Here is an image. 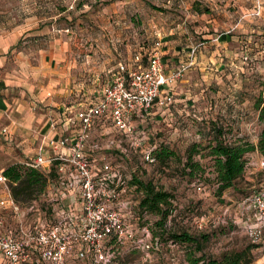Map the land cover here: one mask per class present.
<instances>
[{"label": "rangeland", "instance_id": "rangeland-1", "mask_svg": "<svg viewBox=\"0 0 264 264\" xmlns=\"http://www.w3.org/2000/svg\"><path fill=\"white\" fill-rule=\"evenodd\" d=\"M205 8L208 12L199 13ZM33 16L35 25L55 27L47 40L67 44L56 57L54 75L65 79L62 102L66 104L106 84L109 71L120 60L139 67L157 52L176 57L167 60L168 70L179 62L188 65L171 90L173 104L155 113L146 126L150 143L173 151L168 161L148 162L118 133L100 135L99 128L94 132L98 143L107 136L123 141L127 157L118 163L126 180L119 196L128 206L124 216L138 228L147 226L151 238L161 243L159 251L148 256L124 247L111 264H189L190 256L219 259L230 253L241 254V264H264V239L253 241L245 234L252 213L241 203L253 191L264 189V158L255 150L246 153L242 174L233 187L216 194L205 149L212 124L221 126L225 141L243 137L256 142L260 125L253 101L260 90L259 78L264 76V0H0V35L13 32ZM219 33L223 34L217 41H224V47H216L217 41L210 39ZM33 38H23L16 49ZM176 46L179 54L174 53ZM31 50L34 63L35 49ZM136 54L141 59L138 64L132 61ZM2 143L0 138V147ZM101 152L114 159L117 151ZM189 154L204 168L201 175H187L184 162ZM133 175L171 194L172 212L163 232L156 225L157 214L140 211L142 191L131 184ZM45 199L40 194L20 205L25 208L34 201L44 211ZM6 214L9 231L17 221L10 212ZM182 232L197 238L205 235L201 250L173 244L170 235ZM69 263L94 264L89 255Z\"/></svg>", "mask_w": 264, "mask_h": 264}, {"label": "built area", "instance_id": "built-area-1", "mask_svg": "<svg viewBox=\"0 0 264 264\" xmlns=\"http://www.w3.org/2000/svg\"><path fill=\"white\" fill-rule=\"evenodd\" d=\"M187 68L180 62L166 69L157 52L142 67L130 68L119 62L99 98L80 105L69 119V124H77L74 136L49 140L53 155L44 158L40 153L26 163L46 175L53 169L54 175L48 177L41 193L46 197L45 209L51 210L52 224L45 217L46 211H40L34 201L25 208L15 201L9 180L0 172V190L4 194L0 206H8L17 218L15 227L7 231L5 214L0 212V264H70L88 255L94 264H111L115 253L124 247L145 256L159 251V240L151 238L149 228L136 227L123 213L128 208L119 200L126 185L118 163L127 157L123 141L107 136L98 143L91 142V138L94 129L105 124L130 142V147L138 148L143 159L153 162L146 126L155 113L173 104L169 87L184 76ZM101 150L117 152L112 159ZM91 152L98 155L94 157ZM241 203L252 213L245 234L253 241L264 239V189ZM37 212V217L32 218Z\"/></svg>", "mask_w": 264, "mask_h": 264}, {"label": "crops", "instance_id": "crops-1", "mask_svg": "<svg viewBox=\"0 0 264 264\" xmlns=\"http://www.w3.org/2000/svg\"><path fill=\"white\" fill-rule=\"evenodd\" d=\"M35 19L36 16L30 17L24 24L17 26L13 32L0 35V138L3 142L0 147V172L11 164H26L40 153L44 158L53 155L49 140L64 135L73 137L77 130V124H69V119L74 117L75 111L80 105L97 100L105 86L104 84L94 88L91 95L83 94L71 104L62 102V98L66 95L65 79L55 78L54 75L57 67L56 57L60 56L59 51L64 50L67 44L61 43L57 39L47 40L49 34L55 33V27L51 24L35 25L33 21ZM39 21H41V17H39ZM222 34L219 33L211 37V41H217ZM29 36L34 38L22 42V48L16 49L17 45L20 48V41ZM41 36L44 37L40 38ZM223 42L219 40L215 46L224 47ZM178 48L180 49L176 46L175 51ZM31 49H35L36 62L34 63L30 59ZM184 49L181 48V51ZM179 52L178 50L174 53L179 54ZM136 56L139 57V61H136ZM161 59L168 69L167 60H176V57L161 56ZM132 61L140 63L139 54H136ZM119 62L123 61H118L114 70L109 71L107 83ZM126 65L130 68L133 67L132 63ZM174 87L175 85L169 87L170 91ZM97 130L100 131V135L113 132L112 128L105 124H100L94 129V132ZM94 132L91 142H98L93 139ZM91 153L94 157L98 155L97 152ZM3 195L0 190V199ZM66 202H70V198ZM0 212L5 214V223H7L6 213L13 214L8 206H0ZM12 216L15 217L14 214ZM14 221H17L16 217Z\"/></svg>", "mask_w": 264, "mask_h": 264}, {"label": "trees", "instance_id": "trees-1", "mask_svg": "<svg viewBox=\"0 0 264 264\" xmlns=\"http://www.w3.org/2000/svg\"><path fill=\"white\" fill-rule=\"evenodd\" d=\"M203 12H208V8L199 11V13ZM259 79L260 90L253 101V107L256 110V117L260 125L255 144H251L243 137L236 138V140L231 142L225 141L221 126L216 124L211 125V136L205 149H207V155L212 162V179L216 185V194H220L223 190L233 187L234 181L242 174L244 155L246 153L255 150L264 158V76ZM148 147L154 160L156 159L160 163H165L174 155L173 151L165 146L148 143ZM195 147L196 145H193L190 150L194 152ZM184 169H188V176H192L195 173L201 175L204 171V168L198 161L192 160L191 154L186 156ZM3 174L10 182L14 200L21 203L40 195L46 187L48 177L53 176L54 172L52 169L49 175H46L38 168L28 166L25 163H16L7 166L3 170ZM130 182L142 191V197L139 201L140 211L157 214L159 220L156 222V225L163 232L166 227L165 220L172 212L171 194L168 191L157 189L151 181L139 179L135 175L132 176ZM254 192L256 191H253L251 194ZM45 211V217L52 224L51 210L48 208ZM169 238L173 244L194 247L198 251L201 250V242L207 239L205 235L197 238L186 232L173 233ZM241 260V254L230 253L223 254L219 259L207 258L203 255L200 257L190 256L188 262L189 264H241Z\"/></svg>", "mask_w": 264, "mask_h": 264}]
</instances>
